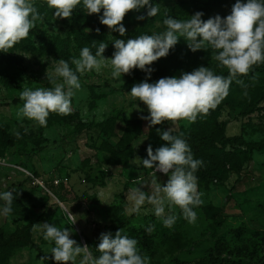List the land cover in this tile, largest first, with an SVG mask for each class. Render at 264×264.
I'll list each match as a JSON object with an SVG mask.
<instances>
[{
    "label": "rangeland",
    "instance_id": "rangeland-1",
    "mask_svg": "<svg viewBox=\"0 0 264 264\" xmlns=\"http://www.w3.org/2000/svg\"><path fill=\"white\" fill-rule=\"evenodd\" d=\"M235 2L155 0L159 14L139 21L136 17L146 16V10L127 13L123 21L126 34L121 37L102 25L98 14L88 15L82 7L74 12L71 22L55 20L54 10L47 7L46 0H36L44 22L37 21L29 37L9 52H0V125L9 133L20 134L13 147L0 142V191L15 189L19 193L13 202V212L0 216V264H41L40 259L45 256L48 264H56L51 253H44L52 245L36 227L45 222L71 228L70 238L81 246H89L95 255L99 244L95 242L103 230L114 236L123 229L139 241L151 264H217L216 257L245 264L264 262V97H258L264 91V65L240 77L247 85V96L245 88L233 82L229 95L216 109L194 123L176 122V133H183L194 158L204 161L196 173L204 204L196 209L195 224L188 223L177 206H173L178 219L172 228L165 227L152 214L151 205H145L149 209L146 214L143 210L140 214L127 211L131 207L127 199L130 190L141 187L146 194L154 190L153 170L132 160L146 159L149 145L155 151L165 144L160 136L138 137L132 143L130 158L123 164H111L109 155L101 149L103 137L116 142L128 120L138 118L143 130L148 129V121L141 119L149 115L146 105L127 93L135 83L146 79L145 72L134 69L121 77L123 83L114 82L107 71L86 73L81 77L83 90L73 99L72 113L50 114L47 127L17 115L23 104L19 98L23 87H52L46 73L53 72L54 60L70 62L79 57L83 47L92 48L100 42L108 44L104 55L111 58L115 39L127 41L141 34L162 32L166 15L187 19L200 11L204 20L216 15L223 18L230 14ZM85 22L91 26L84 31L71 27ZM93 28L101 31L95 32ZM214 56L210 48L192 52L181 38L167 57L150 66L153 71L148 82L179 77L200 66L227 76V68L217 67ZM108 117L113 129L110 135H104L101 126ZM171 127L172 124L166 128ZM192 134L205 136L208 142L199 146ZM222 136L235 137L239 142H223ZM156 176L158 182L166 184L165 174L157 172ZM115 207L119 208L116 220ZM69 211L75 224L71 225ZM113 219L115 223L119 220L117 230L106 228ZM34 220L31 245L4 243L3 232ZM149 226L150 233L146 231Z\"/></svg>",
    "mask_w": 264,
    "mask_h": 264
},
{
    "label": "clouds",
    "instance_id": "clouds-1",
    "mask_svg": "<svg viewBox=\"0 0 264 264\" xmlns=\"http://www.w3.org/2000/svg\"><path fill=\"white\" fill-rule=\"evenodd\" d=\"M46 4L54 10L55 20L68 19L71 22L74 12L81 7L88 15L98 14L100 23L121 37L126 34L123 21L127 13L146 10V16L136 17L142 21L146 17H156L160 12L155 0H46ZM203 16L200 11L188 15L187 19L166 15L162 32L141 34L127 41L115 39L111 58L104 55L108 47L105 42L93 44L94 53L92 48L85 46L79 57H73L70 62L64 59L53 61V72L46 73L52 87H23L19 94L23 104L17 115L40 127H47L50 114L67 116L72 113L73 99L83 90L81 77L86 73L107 71L114 82L123 83L121 77L134 69L145 72L146 79L135 83L127 93L146 105L149 115L141 119L148 121L149 128L165 121L172 122L173 127L157 129L160 139L166 143L155 151L149 145L146 159L137 157L132 160L136 165L153 170L155 178L151 184L154 190L151 194H146L141 187L130 190L127 199L131 207L127 211L140 214L143 210L146 214L149 209L145 205H151L152 214L167 228H172L178 219L173 206L179 208L188 223L195 224L198 219L196 209L204 204L196 175L204 161L194 158L184 134L176 133V122L194 123L198 117L216 109L229 95L233 82L245 88L244 95L247 96V85L240 77L248 75L254 67L264 65V0H236L226 17L216 15L204 20ZM37 21L44 22V16L39 12L36 0H0V52L7 53L28 38ZM181 38L192 52L214 50L217 67L227 68L228 75H219L208 66H200L181 73L179 77L148 82L153 71L150 66L167 57ZM16 136L19 138L20 134L17 132ZM157 172L168 177L166 184L158 182ZM18 195L15 189L0 191V216L13 212V202ZM72 216L69 211L70 220ZM75 222L72 220L71 225ZM36 227L43 239L52 245L44 253H51L56 264H151L150 257L142 253L139 241L123 229L117 230L114 236L111 232L101 233L95 247L98 255H95L89 246H81L70 238L71 228H60L49 222ZM146 231L150 233L152 227H147ZM40 261L48 264V257Z\"/></svg>",
    "mask_w": 264,
    "mask_h": 264
},
{
    "label": "trees",
    "instance_id": "trees-1",
    "mask_svg": "<svg viewBox=\"0 0 264 264\" xmlns=\"http://www.w3.org/2000/svg\"><path fill=\"white\" fill-rule=\"evenodd\" d=\"M90 26L91 25L88 22L82 23L81 25H78V24L71 25V27L76 31H84ZM97 29L98 28H95V29L93 28L92 30L97 32L96 31ZM99 30L101 31V29ZM259 96L263 98L264 91L260 95H258V97ZM255 97H257V95ZM171 123L172 122L165 121L160 125H155V126H152L151 128L148 127V129L144 131L142 128V121L140 119L137 118V119L128 120L125 123L124 129L122 133L118 136L116 142H113L110 139L103 137L101 141V145H102L101 149L109 155L108 161L111 164H123L131 156L133 141L138 139V137H140L143 134L147 135L148 137L157 138L159 136L157 133V129L167 130L166 127L170 125ZM112 129H113V125L111 124V117H108L104 121L103 125L101 126V131L103 132L104 135H110L112 133ZM192 139L197 144H199V146L200 145L204 146L208 142L207 137L205 136H197V135L192 134ZM221 141L226 142V143H229V142L238 143L239 142V140L235 137L230 138V137H225V136L221 137ZM0 142L6 147H13L17 144L18 138L16 134L7 132L3 128V126L0 125ZM117 210H119V208L115 207L113 211V217L115 218V220L118 214ZM115 220L114 219L111 220L112 223L109 224L106 228L117 230L118 229L117 223L119 222V220L116 223H115ZM35 222L36 220L30 221V222L25 223L22 226L16 227L11 232H3L1 235H2V238L4 239V243L7 246L14 245V244L31 245L32 239L30 237V234H31L32 227L35 224ZM101 233H104V230ZM98 242H99V237L96 240L95 244ZM254 256L255 254H253V257ZM216 258H218V260H216L217 264H245L244 262L240 260L230 261L229 259H225V258L223 260L219 259V257H216ZM260 262L261 261H255V264H261Z\"/></svg>",
    "mask_w": 264,
    "mask_h": 264
},
{
    "label": "built area",
    "instance_id": "built-area-1",
    "mask_svg": "<svg viewBox=\"0 0 264 264\" xmlns=\"http://www.w3.org/2000/svg\"><path fill=\"white\" fill-rule=\"evenodd\" d=\"M58 181H55V184H57Z\"/></svg>",
    "mask_w": 264,
    "mask_h": 264
}]
</instances>
